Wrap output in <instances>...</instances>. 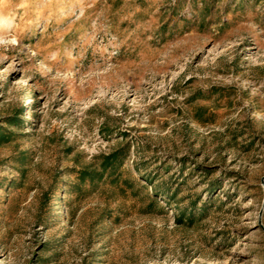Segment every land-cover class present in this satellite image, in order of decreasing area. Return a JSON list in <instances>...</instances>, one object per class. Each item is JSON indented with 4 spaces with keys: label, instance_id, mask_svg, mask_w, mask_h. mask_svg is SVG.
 <instances>
[{
    "label": "rangeland",
    "instance_id": "374dc122",
    "mask_svg": "<svg viewBox=\"0 0 264 264\" xmlns=\"http://www.w3.org/2000/svg\"><path fill=\"white\" fill-rule=\"evenodd\" d=\"M0 264H264V0H0Z\"/></svg>",
    "mask_w": 264,
    "mask_h": 264
},
{
    "label": "trees",
    "instance_id": "16d2710c",
    "mask_svg": "<svg viewBox=\"0 0 264 264\" xmlns=\"http://www.w3.org/2000/svg\"><path fill=\"white\" fill-rule=\"evenodd\" d=\"M124 149L118 148L110 154L102 156L101 170L96 171V176L99 178H103L105 175H114L118 171V169L125 163V157L123 153Z\"/></svg>",
    "mask_w": 264,
    "mask_h": 264
}]
</instances>
